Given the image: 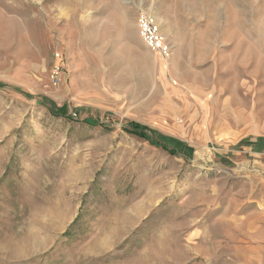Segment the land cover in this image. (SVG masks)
Segmentation results:
<instances>
[{"label":"rangeland","instance_id":"374dc122","mask_svg":"<svg viewBox=\"0 0 264 264\" xmlns=\"http://www.w3.org/2000/svg\"><path fill=\"white\" fill-rule=\"evenodd\" d=\"M0 264H264V0H0Z\"/></svg>","mask_w":264,"mask_h":264},{"label":"built area","instance_id":"2783aa9c","mask_svg":"<svg viewBox=\"0 0 264 264\" xmlns=\"http://www.w3.org/2000/svg\"><path fill=\"white\" fill-rule=\"evenodd\" d=\"M138 26L146 46L160 53L163 58H169L172 53L171 46L166 43L158 25L145 11L139 14ZM56 73H58V70Z\"/></svg>","mask_w":264,"mask_h":264},{"label":"trees","instance_id":"16d2710c","mask_svg":"<svg viewBox=\"0 0 264 264\" xmlns=\"http://www.w3.org/2000/svg\"><path fill=\"white\" fill-rule=\"evenodd\" d=\"M135 129V128H134ZM144 136H147L145 133H144ZM159 140V142H164L162 139L160 140V139H158ZM175 147H172L171 149L173 150ZM175 151V150H174Z\"/></svg>","mask_w":264,"mask_h":264}]
</instances>
